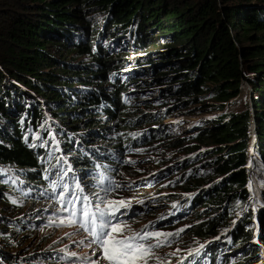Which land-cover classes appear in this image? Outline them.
Returning a JSON list of instances; mask_svg holds the SVG:
<instances>
[{"label":"trees","instance_id":"16d2710c","mask_svg":"<svg viewBox=\"0 0 264 264\" xmlns=\"http://www.w3.org/2000/svg\"><path fill=\"white\" fill-rule=\"evenodd\" d=\"M87 13L95 20L83 17ZM243 84L248 98L238 101ZM154 88L160 89L156 104L178 101L218 115L183 139L170 136L165 127L153 128L165 112L137 113L133 107L132 100L141 102ZM136 122L149 130L138 133L143 128H133ZM253 126L257 141L249 162ZM97 139L117 141L121 154L123 147L136 153L161 140L171 151L154 167L170 163L161 175L177 173L160 176L150 194H136L150 196L139 204L142 211L159 200L174 211L142 231L161 225L175 233L171 222H187L181 241L190 239L200 252L180 263L149 264L258 263L260 250L250 244L256 224L248 167L253 177L264 178V0H0V242L12 248L0 250V264L55 255L21 253L16 238L39 225L61 231L60 190L51 187L67 170L58 145L71 150L66 158L77 167L63 177L72 192L68 179H83L92 161L114 166L99 159L106 152L93 150ZM112 181L115 191L117 176ZM256 191L264 245V186ZM46 198L54 205L45 211L49 222L32 207L22 215L25 206Z\"/></svg>","mask_w":264,"mask_h":264},{"label":"rangeland","instance_id":"374dc122","mask_svg":"<svg viewBox=\"0 0 264 264\" xmlns=\"http://www.w3.org/2000/svg\"><path fill=\"white\" fill-rule=\"evenodd\" d=\"M84 16L88 17L90 21L95 20V15H93L92 13L83 14V17ZM79 60H82V59H79ZM130 88L132 89V91H136L139 89L141 90L147 89V87L139 88V87H134V86H131ZM248 90H249V86L246 84H243L242 89H241V94L237 98L239 99L238 101H244L246 97L248 98ZM159 91H160L159 88L158 89L154 88V90L151 91V93H148L145 95V97L143 98L141 102H138L139 101L138 99L132 100L133 102L132 101L130 102H132L134 108L138 109L137 113H141V112L147 113L148 110L152 111L151 113L153 114H161L165 112V115L167 117H165L164 119H163L164 116L162 115H161L162 117L161 116L158 117L162 120V122L160 124H157L156 126H153V128L165 127L168 130V134L170 136H173V137L175 136V138L183 139L187 135H189V133L193 131L200 122L206 119L213 118L218 115L217 113L203 112L202 109H200L199 107L179 106L178 101L167 100L164 103L156 104L157 102L154 101V98L159 94ZM234 101L235 100H231L229 103H232ZM145 126L146 124H142L139 126L137 122L133 124V128L135 129L143 128ZM148 130L149 128H143L140 131H138V133L146 132ZM111 132L112 131L110 130L109 133ZM166 139L167 138H165V140ZM165 140H161V143H159V145L151 149H147L146 145L143 144L139 147L141 151H138L136 153L126 152V149H124L125 147H123L122 163L119 165V167H117L115 171V175L117 176L116 189L111 194H107V199L115 200V201L124 200L129 203L132 200H136V201L131 202L128 208L126 209L122 208L121 214L127 216L131 212V210H133L136 207L137 204L151 200L150 196H146V194H136V192L146 191L147 193L150 194L152 190L154 189V187L159 186L160 182L163 181V178L161 177L167 176L166 178H164V179H167L168 176L174 175L177 173L175 171L168 175H163V176L161 175L164 169L169 168L172 165L170 163L160 168L154 167L155 160L167 159L169 152H171L169 149L163 150V146L166 143ZM93 143H97L95 146H93V150L100 149L104 152L105 151L109 152V150H112L110 149L112 144L107 145V143H101L98 140L93 141ZM144 148L145 150H142ZM58 149H59V155H61V160L64 163L69 164L70 165L69 167L72 169L71 172L74 173V170L77 169V167H74V164L71 161H68V159L66 158V156L71 150L64 151V149L60 147V144L58 145ZM154 149L156 151H161V150L162 151L159 152L158 155H153L152 150ZM173 156H175L174 153H172V157ZM125 171L129 173V177L125 176L124 174ZM137 175H140V176L131 177V176H137ZM250 181L253 182L256 188H257V185L259 187L264 186V178L259 179L258 177L251 176ZM256 188H253V192L255 194H257ZM116 193L121 194V197L119 199L113 198V196ZM159 201L150 203L149 205H147L145 210L141 211L139 215L126 220L123 223L127 225L125 232L127 233L135 232L141 229L142 227L148 225V223L153 222L154 220H159L162 216L168 217L170 212L174 211V208L170 207L171 206L170 202L165 203L163 201L159 203ZM35 202L39 205L38 207L40 209L37 210L38 208L37 204L36 206L35 204L34 206L27 205L22 209L21 211L22 215H24L27 212L28 208L32 207L33 212L40 211L42 217L47 222H49L50 216L46 215L45 211L50 212L53 210L54 205L52 201L46 198V199H41L38 201L35 200ZM148 207H151L152 213L151 212L147 213ZM156 207H158L159 209L155 210ZM5 213H7L8 216L14 215V212H5ZM157 215L158 217H156ZM167 220H170V219H167ZM186 223L187 222L181 223L180 221H173L168 226H173L176 231L175 233H178L180 228L187 227L185 226ZM45 226L39 225L36 228L35 233H28L26 234L25 237H21V238L17 237L16 238L17 247L19 250H21L19 251L21 253L28 252L31 250L40 251V252H47V250H50L51 253L55 255H52V257H50L51 259L48 261L41 259V258H37L39 260L29 259V260H23V261L28 262V264L35 263V262H39L41 264L46 263V262H50L51 264H79V263H76L74 260L53 258L57 255V253L61 255L66 254L69 256H71L72 253H75L76 255H81L82 258L91 259L90 262H88V264H104L101 261V259L97 257V249H95L93 245L89 246L90 243L87 242L84 237L79 236L72 229L65 228V229H60L61 231H58L54 229V227L52 229L50 227H45ZM160 226H158L155 229V232H160L159 230L162 231L161 233H165V234L172 232V231H167V230L163 231L160 228ZM180 232L181 231H179L178 236H172L171 239H168L171 241L170 244H166L163 247L154 249L155 256L151 260L152 262H164V263L179 262L180 263L186 258L193 257V256H190L189 253L190 252L194 253L196 249H193L190 239H187L186 243L184 242L182 243L181 240L184 239L185 233L183 232L180 233ZM226 234L227 232H224L220 234L219 236L220 238H223L224 236H226ZM42 237H44L45 240H41ZM161 239H163V237ZM44 241L46 242L45 245L43 244ZM259 241H260V230L258 232L254 230V237L250 241V244L254 245L256 249L260 250L259 257L261 260L256 264H264V258H263L264 257V245L259 243ZM155 242L156 241H152L151 243L154 244ZM2 249H12V248L0 242V250ZM233 253L234 251L231 252V254ZM257 261L258 260H255V258H253L249 260L247 264H251L252 262H257Z\"/></svg>","mask_w":264,"mask_h":264},{"label":"snow or ice","instance_id":"6c2138e0","mask_svg":"<svg viewBox=\"0 0 264 264\" xmlns=\"http://www.w3.org/2000/svg\"><path fill=\"white\" fill-rule=\"evenodd\" d=\"M36 139H40L38 136ZM27 140V138H26ZM43 143V142H42ZM36 147L37 145H30ZM72 171L69 167L66 171L58 172L61 177L59 182L52 183L53 193L59 189V203L61 210L68 212L65 219L60 220V225L77 226L91 237L89 246L96 245L102 250V259L107 264H149L155 256L154 249L170 244V236H178L179 233L149 232L133 233L125 235L126 224L119 222L117 215L122 208H128L129 202L124 200H108L110 189H104L105 195L97 194L95 203L88 195H82L83 188L79 183L75 185V191L69 192V185L63 181V177ZM102 182V181H101ZM118 187V186H117ZM251 189V183L249 184ZM67 194V195H66ZM27 195V194H25ZM17 204L16 200L12 201ZM80 205L77 209V205ZM115 221V222H114ZM181 232L183 229L180 230ZM163 237V239H161ZM155 240L153 243L147 241ZM204 246L201 245V248ZM200 249L190 252V256L198 255ZM71 255L75 256V253ZM158 259V258H157ZM191 264H195L193 260Z\"/></svg>","mask_w":264,"mask_h":264},{"label":"water","instance_id":"95a60500","mask_svg":"<svg viewBox=\"0 0 264 264\" xmlns=\"http://www.w3.org/2000/svg\"><path fill=\"white\" fill-rule=\"evenodd\" d=\"M256 141H257V135H256V131H255V126H253V137H252V142H251V151H250V159H249V162L251 161V159H252V157L254 155V149H255V143H256ZM248 170H249L248 171V173H249V182L251 183L250 177L252 175H251V170H250L249 167H248ZM253 197H254V201H256L255 195ZM254 212H255L254 222L256 224L255 230L258 232L259 231V219H258V207L257 206H254Z\"/></svg>","mask_w":264,"mask_h":264},{"label":"built area","instance_id":"2783aa9c","mask_svg":"<svg viewBox=\"0 0 264 264\" xmlns=\"http://www.w3.org/2000/svg\"><path fill=\"white\" fill-rule=\"evenodd\" d=\"M249 184H250V182H249ZM253 188H256L255 186H254V184H253V182H251V189H250V191H251V193H252V198H253V202H254V206H257L256 205V203H257V200H258V193H257V191H256V193L257 194H255L254 192H253ZM255 195V197H256V201H254V196Z\"/></svg>","mask_w":264,"mask_h":264},{"label":"bare ground","instance_id":"6f19581e","mask_svg":"<svg viewBox=\"0 0 264 264\" xmlns=\"http://www.w3.org/2000/svg\"><path fill=\"white\" fill-rule=\"evenodd\" d=\"M98 140V139H97ZM108 142V141H107ZM44 216V215H43ZM32 264H34V263H32Z\"/></svg>","mask_w":264,"mask_h":264}]
</instances>
